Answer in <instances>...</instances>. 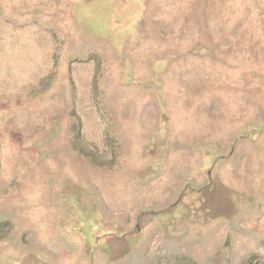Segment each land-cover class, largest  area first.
Returning <instances> with one entry per match:
<instances>
[{
  "label": "rangeland",
  "instance_id": "1",
  "mask_svg": "<svg viewBox=\"0 0 264 264\" xmlns=\"http://www.w3.org/2000/svg\"><path fill=\"white\" fill-rule=\"evenodd\" d=\"M0 264H264V0H0Z\"/></svg>",
  "mask_w": 264,
  "mask_h": 264
}]
</instances>
